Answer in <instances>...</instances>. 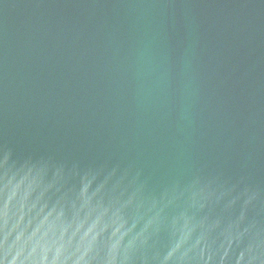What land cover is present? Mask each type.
<instances>
[{"label": "water", "instance_id": "obj_1", "mask_svg": "<svg viewBox=\"0 0 264 264\" xmlns=\"http://www.w3.org/2000/svg\"><path fill=\"white\" fill-rule=\"evenodd\" d=\"M0 264H264V0H0Z\"/></svg>", "mask_w": 264, "mask_h": 264}]
</instances>
